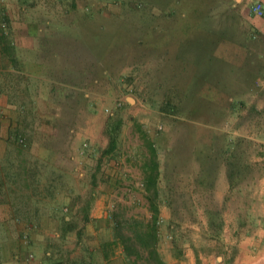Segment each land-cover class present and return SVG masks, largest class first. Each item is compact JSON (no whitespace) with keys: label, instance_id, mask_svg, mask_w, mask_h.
Here are the masks:
<instances>
[{"label":"crops","instance_id":"crops-1","mask_svg":"<svg viewBox=\"0 0 264 264\" xmlns=\"http://www.w3.org/2000/svg\"><path fill=\"white\" fill-rule=\"evenodd\" d=\"M49 1L54 0H0V158L12 136L20 134L27 141L31 157L44 164L57 165L72 179L77 178L78 169H83L86 172L85 178L90 172L96 182H103L68 189L69 192L72 191L70 197L81 198L88 194L91 198L85 202L69 198L67 207L59 210L66 222L54 215L56 210L50 206L41 209L42 218L38 226L26 228L22 223L9 220V207L1 204L2 264H26L28 251H32L34 255L33 264H138V261L148 257L147 251L143 253L141 246L135 242L138 255L135 257L134 254L126 253L122 238L126 239L127 235L120 229L123 237H117L116 221L108 207L112 205V197L119 192L116 199L122 201V206L121 210L115 207L114 212L120 210L123 216L140 217L136 215L140 212V207L134 205L137 196H141L149 208L145 195L152 191L134 189L138 188V180L144 181L146 178L145 162L149 153L141 150L146 148L143 144L134 147L129 143L124 145L118 142L115 157L100 156L108 143L105 133L108 118H99L98 107L92 100H108L113 106L112 100L118 96L125 107L130 109L139 100L135 95L126 93L130 86L128 82L122 78L115 81L111 76V56L102 58L91 47L81 44L80 37H77L81 33L80 29L77 32L75 27L64 28L63 14L51 18L48 11H45L48 10L45 5ZM244 1L252 4L257 0ZM258 1L264 5V0ZM255 17L253 19L258 26L255 30L264 31V18ZM156 35L153 36L154 42L160 41H156ZM180 35L185 37L183 33ZM181 42L182 38L179 44ZM157 47L159 55L157 59L153 58V64L157 61L153 69L155 73L159 69L158 75H162L163 68L168 69L166 82L179 92H175V99L195 101L193 103L200 101L198 107L192 105V102L185 105L191 115L195 110L201 115L206 114L209 110V102L206 101L225 100L226 96L220 85L229 83L226 75L223 78L214 76L212 79L199 81V87L192 89L189 74L174 77V65L178 67V60L183 59L171 56L170 61L165 60V65L163 59L167 53L164 48H167V44H158ZM251 51L252 57L257 54L264 56V48H253ZM218 62L219 60L217 65ZM180 64L183 65V72L190 73V69H185V61ZM257 77L261 79L260 87L264 91V68ZM228 79L231 80L230 77ZM114 83H117V89L114 88L113 93L110 85ZM209 84L216 87H209ZM81 99L90 101L87 105L89 115H94L93 118H78ZM232 99L228 98L229 101ZM247 100L251 102L250 108L255 112L264 111V92L259 94L252 90ZM219 107L216 103L215 108ZM230 107L234 109L231 102ZM136 122L138 130L131 129L132 133L140 132L146 136L151 132L148 119L137 118ZM198 128L208 131L217 129L218 126L204 124ZM161 137L150 136L146 141L149 147L157 151L158 170L154 186L158 195L157 217L167 221V232L157 225L158 240L155 250L160 254L164 246L172 247L178 228L198 226L197 228L205 231L201 232L205 240L201 239L200 242L209 240L207 243H214V248L220 253L219 257H215V264H264V169L258 177L245 176L247 186L242 190L246 204L242 206L238 201L235 202V195L241 193L236 189L223 202V197L228 192L226 164L225 161L218 162L215 171H207L210 153L215 150L211 142L203 143L190 138L180 140L176 137H167L168 140L164 141ZM227 147L231 146L224 142L220 149L222 159L229 154V150L223 153V149ZM140 154L142 158H139ZM210 159L211 166H214L213 157ZM122 163L126 166L125 173L118 171ZM206 187L211 189V196L207 199L203 197V194L209 193H205ZM99 188L102 189L98 191ZM122 196L125 198L122 199ZM212 204L219 211L218 228L211 226L212 220L216 218L212 214ZM148 210L149 218L142 219L143 223L150 220L151 211ZM241 210L247 211V216L243 219L238 216ZM127 212L136 213L128 215ZM177 213L184 214L182 221ZM24 234L28 236L26 244L21 241ZM163 238L168 239L169 244L164 245ZM185 251V263L168 258V255L165 261L167 264H194V257L188 255V250ZM197 258L202 260L200 264H213L208 257L197 254ZM161 259L164 261L162 257Z\"/></svg>","mask_w":264,"mask_h":264},{"label":"rangeland","instance_id":"rangeland-1","mask_svg":"<svg viewBox=\"0 0 264 264\" xmlns=\"http://www.w3.org/2000/svg\"><path fill=\"white\" fill-rule=\"evenodd\" d=\"M46 7L48 10L45 11H48L51 18L63 14L64 28L75 27L77 32L80 29L81 33L77 37H80L81 44L88 48L91 47L90 49L97 56L102 58L111 56V76L115 81L122 78L123 81L128 82L130 86L126 93L135 95L139 100L133 109L125 107L123 100L118 96L112 100L114 101L113 106L108 100H97L96 102L92 100L93 104L95 103L98 107L97 114L100 119L109 118L113 113H117L122 118L118 142L124 145L129 143L134 147L143 144L146 147L144 150L141 149L144 153L150 151L146 143L150 136L153 138L163 136L161 138L164 141L176 137L180 140L190 138L203 143L211 142L215 150L210 153L207 171H215L217 167L215 165L224 161L220 155V149L223 143L227 142L231 146L228 149L229 156L232 157L231 161L236 162L232 165V169L244 173L240 183L242 189L247 182L245 176L251 178L262 174L264 169V111L252 110L251 102L247 100V97L252 90L259 94L264 92L260 87L262 81L257 77L264 68V56L257 54L252 57L251 51L253 48L256 50L264 48V31L255 30L258 26L250 10L251 4L245 3L244 0H56V2L54 0L47 2L45 9ZM180 33L185 34V37ZM155 35L157 36L156 41H160L154 42L153 36ZM181 38L182 42L179 44ZM164 43L167 44V48H164L167 53L163 59L165 65L166 61L172 59L171 56L183 59V61L178 60V67L174 65V77L179 74L182 76L189 74L188 80L192 82V89L199 87L197 84L199 81L212 79L214 76L230 77L231 80L226 79L229 83L225 82L220 85L223 87L225 100L206 101L209 102V110L206 114L201 115L195 110L191 115L185 105L192 102V105L198 107L200 101L193 103L195 101L175 99L174 96L177 95L175 92L178 91L166 82L168 69L163 68L162 75H158L159 69L156 73L153 69L154 64L157 63L156 61L153 64V61L159 55L156 51L159 49L157 46ZM217 60L220 62L218 65ZM184 61L186 62L185 69L186 67L190 69V73L183 72V67H181L183 65L180 63ZM202 73L206 76L203 77ZM159 81L161 83L158 84ZM209 87L214 88L216 85L209 84ZM110 88L114 93L117 83L111 84ZM229 97L233 98L232 101L228 100ZM230 102L234 104V109H231ZM88 103L90 101L81 99L78 116L80 120H88L94 116L89 115ZM216 103L220 105L219 108H215ZM137 118L148 119L147 123H150L148 125L152 128L146 136L141 135L140 132L132 133L131 129L138 130ZM204 124H214L218 128L208 131L200 130L198 127ZM140 157L142 158V154ZM212 157L214 166H211L210 158ZM48 167L58 168L55 164H50ZM76 174L78 176L74 179L70 175L67 176V173L63 175L64 187L73 189L80 185L83 188L87 184L98 185L103 182L102 180L96 182L90 172L85 178L86 172L83 169H78ZM101 189L99 188L98 191ZM134 189L137 191L139 188ZM116 196H119V192ZM116 196L112 197L110 201L112 205L108 207V210L112 218H115L116 222L121 225L123 233L135 240L134 225L149 218L146 201L141 199V196H137L138 199L134 202L135 206L140 207L138 210L140 212L136 214L140 217L123 216L120 212L122 201L117 200ZM71 197L78 202H85L91 198L88 194L81 198ZM123 198L125 197L122 196ZM115 207L120 208L119 212H114ZM211 207L217 223L219 222L217 206L212 204ZM127 213L130 215L136 212ZM183 215V213H177V216L181 217L180 221ZM133 220L139 222L133 224ZM166 224L167 221H163L162 218L158 227L167 232ZM197 227L178 228L180 240L172 247L166 245V243L169 244L167 237L163 238L166 246L160 252V256L164 262L168 255V258L172 257L185 263L187 258L184 254L185 250H188V255L194 257V261L199 254L202 257H208L209 261L215 264V257H219L220 253L214 248V243H207L209 240L200 242L201 239L205 240L201 233L205 231ZM21 241L24 244L28 242L25 243L22 237ZM139 246L143 253L146 252L142 245ZM201 261V259L198 262L195 261L194 264H200ZM138 264H155V260L147 257L138 261Z\"/></svg>","mask_w":264,"mask_h":264},{"label":"trees","instance_id":"trees-1","mask_svg":"<svg viewBox=\"0 0 264 264\" xmlns=\"http://www.w3.org/2000/svg\"><path fill=\"white\" fill-rule=\"evenodd\" d=\"M121 123L122 118L117 113H113L108 118L105 128V133L108 136V143L106 147L102 149L100 156L108 155L110 158L115 157L117 153L116 150ZM228 149L230 148L227 147L226 149H223V153L225 154ZM229 155L230 151L229 154L224 157L227 171L226 176L228 181V192L223 197V202L228 200L231 197L232 190L236 189L241 193L239 195H235V202L238 201L243 206L246 204V200L240 183L243 180L244 173L234 171L232 169V165L236 164V162L231 161L232 157ZM156 156L157 151L150 147L149 157L145 162L146 178L144 179L145 189L147 191H152L151 194L145 195V198L149 202V209L151 211L150 220L146 223L135 220L132 221L133 224H137L136 222H139L137 225H134L135 227L133 229L136 236L135 240L130 237H126V239L122 238L123 236L120 231L121 225L116 222L117 226L115 227L116 235L117 237L122 238L124 244L123 246L127 254H134L135 257L138 255L135 246V241H137L136 243L142 245V247L147 251L148 258L150 257L155 260V264H165L161 259L160 254L154 248L158 240V228L156 224L158 213L156 199L158 195L154 189L155 178L158 170V161ZM49 165L50 164H44L39 159L30 156L27 141L22 135L14 134L12 139L9 140L4 155L0 158V205H8L9 220H15L22 223L23 227L26 228L38 226L42 218L41 209L51 206L56 210L53 214L58 215L61 221H65L63 213H60L59 210L61 211L63 207L68 205L67 201L71 198L70 195L72 191L69 192V188L64 187L65 182H63L62 179L63 175L66 173L62 172L59 168L50 169L48 167ZM246 166L247 165L245 164V167ZM53 171L57 172L54 173ZM246 186H244V188ZM204 189H206L205 193L211 191V189H208L207 187ZM210 196V192L208 194H203V197H206V199ZM242 198H244V200ZM218 212L219 211L217 210V214ZM212 214L214 213L212 212ZM238 216L242 219L245 218L247 216V211L241 210L238 212ZM211 226L218 228L219 222L216 223L214 218ZM178 240H180V235L177 234V237L173 239L175 242L173 245L176 244ZM195 261L198 262L197 257L195 258ZM2 262L3 255L0 243V264H2ZM226 264L229 263L227 262Z\"/></svg>","mask_w":264,"mask_h":264},{"label":"built area","instance_id":"built-area-1","mask_svg":"<svg viewBox=\"0 0 264 264\" xmlns=\"http://www.w3.org/2000/svg\"><path fill=\"white\" fill-rule=\"evenodd\" d=\"M250 10H251V13L253 15L264 18V6H263V4H262L261 1H258V0L257 1H254L251 4ZM117 104H119V102ZM105 110H107V109H105ZM119 171L122 172V173H125L126 172V166L123 165V164H120ZM136 186L139 189L144 190V188H145L144 181L143 180H138L136 182ZM161 222H162V218L157 217L156 224L159 225V224H161ZM22 238H23V241L25 243L28 241L27 234H24L22 236ZM27 264H33V254L32 253H28V255H27Z\"/></svg>","mask_w":264,"mask_h":264}]
</instances>
